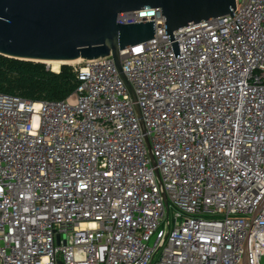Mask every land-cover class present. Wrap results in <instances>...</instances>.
<instances>
[{
	"label": "built area",
	"instance_id": "2783aa9c",
	"mask_svg": "<svg viewBox=\"0 0 264 264\" xmlns=\"http://www.w3.org/2000/svg\"><path fill=\"white\" fill-rule=\"evenodd\" d=\"M234 2L172 38L119 13L155 26L119 51L135 100L111 54L0 93V264H264V0Z\"/></svg>",
	"mask_w": 264,
	"mask_h": 264
},
{
	"label": "water",
	"instance_id": "95a60500",
	"mask_svg": "<svg viewBox=\"0 0 264 264\" xmlns=\"http://www.w3.org/2000/svg\"><path fill=\"white\" fill-rule=\"evenodd\" d=\"M158 8L165 32L231 14L234 0H0V54L23 60H90L111 54L120 77L135 100L120 66L119 51L150 40L153 20L121 24V12ZM177 51L176 43L173 44ZM68 64V63H61ZM59 70V69H58ZM56 70V71H58ZM137 114L139 110L135 105ZM153 163L148 139L145 137ZM156 175L158 171L156 170Z\"/></svg>",
	"mask_w": 264,
	"mask_h": 264
},
{
	"label": "trees",
	"instance_id": "16d2710c",
	"mask_svg": "<svg viewBox=\"0 0 264 264\" xmlns=\"http://www.w3.org/2000/svg\"><path fill=\"white\" fill-rule=\"evenodd\" d=\"M78 83L73 65L61 64L54 71L42 61L0 54V93L30 100L65 99Z\"/></svg>",
	"mask_w": 264,
	"mask_h": 264
},
{
	"label": "bare ground",
	"instance_id": "6f19581e",
	"mask_svg": "<svg viewBox=\"0 0 264 264\" xmlns=\"http://www.w3.org/2000/svg\"><path fill=\"white\" fill-rule=\"evenodd\" d=\"M81 59L80 58H78V59H75V60H73V61H58V60H47V61H45V63H47V64H52L53 65V67H57V65L58 64H61V63H71V62H77V61H80ZM52 67V68H53ZM59 69V68H58ZM54 70V69H53ZM54 71H56V70H54Z\"/></svg>",
	"mask_w": 264,
	"mask_h": 264
},
{
	"label": "rangeland",
	"instance_id": "374dc122",
	"mask_svg": "<svg viewBox=\"0 0 264 264\" xmlns=\"http://www.w3.org/2000/svg\"><path fill=\"white\" fill-rule=\"evenodd\" d=\"M78 62H79V61H77V62H71V63H68V64L75 66V65H79ZM46 64H47V63H46ZM47 65H48L52 70H53V69H54V70H58V68H60V65H61V64H58L57 67H53L52 64H47ZM52 67H53V68H52Z\"/></svg>",
	"mask_w": 264,
	"mask_h": 264
}]
</instances>
